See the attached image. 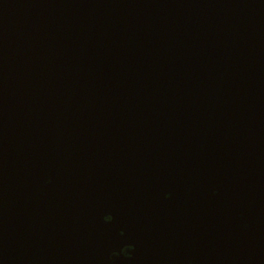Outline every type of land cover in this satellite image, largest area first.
<instances>
[{
    "label": "water",
    "instance_id": "1",
    "mask_svg": "<svg viewBox=\"0 0 264 264\" xmlns=\"http://www.w3.org/2000/svg\"><path fill=\"white\" fill-rule=\"evenodd\" d=\"M0 264H264V0H0Z\"/></svg>",
    "mask_w": 264,
    "mask_h": 264
}]
</instances>
